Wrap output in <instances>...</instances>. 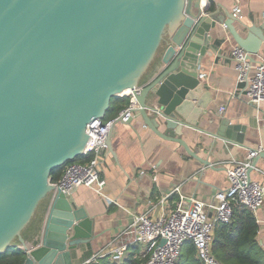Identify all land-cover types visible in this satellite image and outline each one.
<instances>
[{
    "label": "water",
    "instance_id": "water-1",
    "mask_svg": "<svg viewBox=\"0 0 264 264\" xmlns=\"http://www.w3.org/2000/svg\"><path fill=\"white\" fill-rule=\"evenodd\" d=\"M234 20L205 0H0V254L22 248L23 264H74L73 251L94 238V218L51 172L84 154L88 124L113 97L133 93L134 114L195 155L183 129L199 128L200 64L215 51L217 24L251 59L264 42L262 28L242 37ZM218 127L206 131L244 144L245 125ZM260 157L264 149L250 172Z\"/></svg>",
    "mask_w": 264,
    "mask_h": 264
},
{
    "label": "crops",
    "instance_id": "crops-1",
    "mask_svg": "<svg viewBox=\"0 0 264 264\" xmlns=\"http://www.w3.org/2000/svg\"><path fill=\"white\" fill-rule=\"evenodd\" d=\"M205 1L211 3V10L233 16L234 27L240 36H248V26L260 27L264 32V0ZM236 6L241 8L239 15L234 12ZM217 25L220 32L213 42L215 51L211 55L206 54L200 64L204 93L199 94L200 112L193 113L199 128L185 126L183 129V138L195 155L180 142L156 133L145 123L142 115L134 114L129 121L116 122L109 136L111 146L103 153L100 165L101 176L106 180L103 189L97 191L80 185L69 195L76 206L85 207L94 218V238L73 251L74 264H86L106 247L129 241L123 232L136 213L148 211L153 218L169 214L181 194L217 202L216 192L229 186L227 169L234 159L246 158L248 146L262 144L264 149V102L261 108H257L248 101L245 85L238 81L231 52L232 47L239 43L225 24ZM252 56L254 62L264 60V42L260 51ZM119 97L131 99L129 95ZM195 103L197 105L198 102ZM124 108L119 112L114 108L107 116L114 118ZM222 119L246 126L244 144L227 141L206 131L216 132ZM90 158L91 155H82L79 161L85 162ZM250 174L264 185V157L259 158ZM169 192L171 195L162 204V197ZM236 208V220L241 218L240 210H250L242 204H235ZM253 214L259 225L256 239L264 248V205ZM146 248L144 244H131L127 257L145 258L143 264ZM108 259L118 264L125 260L112 256ZM105 261V258H100L96 264H105Z\"/></svg>",
    "mask_w": 264,
    "mask_h": 264
},
{
    "label": "built area",
    "instance_id": "built-area-1",
    "mask_svg": "<svg viewBox=\"0 0 264 264\" xmlns=\"http://www.w3.org/2000/svg\"><path fill=\"white\" fill-rule=\"evenodd\" d=\"M234 12L239 15L241 8L236 6ZM231 52L238 81L245 85L248 101L261 108L264 102V60L254 62L250 59L249 52L239 44L234 45ZM125 95L131 96V99L118 116L97 118L88 124L87 131L93 139L83 155H91V158L85 162H68L61 177L56 181L51 179L68 196L80 185L101 191L106 184L105 178L101 176L100 165L103 153L109 148L110 133L120 116L127 121L134 115L133 109L137 103L133 93L119 96ZM262 149L261 144L257 150H249L246 158L234 159L232 166L227 169L229 186L216 192L217 202L181 194L169 214L163 213L160 217L153 218L148 211L136 213L123 232L129 241L106 247L87 260L86 264H96L105 256L124 260L128 256L130 245L135 243L147 246L144 254L146 261L143 264H177L187 241L195 244L197 256L203 264H226L216 257L212 249L215 228L218 223L232 221L235 204H242L253 212L264 205V185L250 174L253 160ZM171 193L162 197V204ZM163 239L165 242H162Z\"/></svg>",
    "mask_w": 264,
    "mask_h": 264
},
{
    "label": "trees",
    "instance_id": "trees-1",
    "mask_svg": "<svg viewBox=\"0 0 264 264\" xmlns=\"http://www.w3.org/2000/svg\"><path fill=\"white\" fill-rule=\"evenodd\" d=\"M129 101L130 98L128 97L115 96L112 98L109 111L115 108L114 110L117 109L116 112H119L128 105ZM105 118L110 117L106 116ZM81 157L82 155L71 161L79 160ZM66 164L52 170L51 178L53 181L61 177ZM46 204L47 201L44 203V208ZM240 211V219L236 220L238 210L234 208L233 219L230 223H218L216 225L214 232L216 237L212 243L213 252L218 259L226 264H264V248L256 239L259 230L256 217L248 209ZM25 258L26 254L22 248H13L0 254V264H23ZM102 258H105V264H118V262H110L108 256ZM144 259L131 255L119 264H142ZM177 264H203L196 257V246L192 241L185 243Z\"/></svg>",
    "mask_w": 264,
    "mask_h": 264
},
{
    "label": "bare ground",
    "instance_id": "bare-ground-1",
    "mask_svg": "<svg viewBox=\"0 0 264 264\" xmlns=\"http://www.w3.org/2000/svg\"><path fill=\"white\" fill-rule=\"evenodd\" d=\"M126 92H128V91H126Z\"/></svg>",
    "mask_w": 264,
    "mask_h": 264
}]
</instances>
